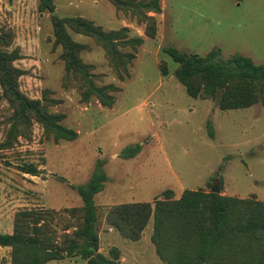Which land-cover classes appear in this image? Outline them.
I'll use <instances>...</instances> for the list:
<instances>
[{
    "label": "rangeland",
    "instance_id": "1",
    "mask_svg": "<svg viewBox=\"0 0 264 264\" xmlns=\"http://www.w3.org/2000/svg\"><path fill=\"white\" fill-rule=\"evenodd\" d=\"M54 3L59 17L81 16L105 31L127 27L130 37L141 36L144 43L137 49L130 78L120 82L104 51L90 38L70 32L76 42L88 46L81 58L103 77L96 84L121 89L111 109L95 99L82 103L76 84L63 87L61 49L53 45L50 18L39 13L38 0H0V25L14 30L12 48L22 56L15 64L25 72L19 80L21 91L31 99L48 92L59 101L50 111L64 114L63 125L78 134L74 141L55 143L34 124L29 139L0 151V233L11 232L13 215L20 209L82 207L77 189L96 174L105 177L102 191L94 196L101 213L99 234L109 229L103 222L109 207L153 202L167 190L175 199L184 190L202 189L237 198L255 195L264 202L262 106L221 111L216 100L189 97L174 77L178 65L164 52L174 48L203 57L219 49L222 59L239 54L264 65V0H160L162 13L153 15L156 39L144 36L143 26L106 0ZM161 63L167 76L161 75ZM6 107L0 101V121L8 114ZM3 137L0 126V142ZM23 165H33L40 174L22 173L18 167ZM58 223L72 225L65 214ZM152 225L150 220L138 242L102 235L100 247L108 252L116 246L121 264H163L150 241ZM8 260L9 249L0 247V264Z\"/></svg>",
    "mask_w": 264,
    "mask_h": 264
},
{
    "label": "trees",
    "instance_id": "2",
    "mask_svg": "<svg viewBox=\"0 0 264 264\" xmlns=\"http://www.w3.org/2000/svg\"><path fill=\"white\" fill-rule=\"evenodd\" d=\"M106 1L143 26L144 36L156 39L158 26L153 15L162 13L160 0ZM55 10L54 0H38L39 13L49 15L53 45L61 49L63 87L73 82L82 103L95 99L103 108L111 109L121 89L113 84H96L103 77L94 74L93 65L81 58L89 48L76 42L70 32L93 40L104 51L108 67L120 82L130 78L129 70L143 38L130 37L127 27L105 31L87 18L59 17ZM14 40V30L0 25V101L8 112L0 121L4 133L0 151L14 148L19 139H29L34 124L41 127L44 138H52L55 143L76 140L78 134L63 125L65 115L50 111L59 101L49 97L48 92L41 99H31L21 91L19 80L25 72L15 65L22 56L12 48ZM164 52L178 65L174 77L189 97L216 100L221 111L260 104L264 112V65H256L239 54L222 59L219 49L203 57L174 48H165ZM159 69L162 76L168 75L164 63ZM209 135L213 137V132ZM18 168L31 176L40 174L33 165ZM104 181L103 175L96 174L85 188L77 189L83 202L80 208L16 211L11 232L0 233V247L9 249V260L1 264H49L72 259L85 264H121V252L116 246L110 247L107 254L99 252L102 222L94 196L102 191ZM61 214L72 225L60 227ZM150 220V241L163 264H264V202L255 195L237 198L198 189L184 190L175 199L173 191L167 190L153 202L115 204L103 217L107 228L129 242L140 241Z\"/></svg>",
    "mask_w": 264,
    "mask_h": 264
},
{
    "label": "crops",
    "instance_id": "3",
    "mask_svg": "<svg viewBox=\"0 0 264 264\" xmlns=\"http://www.w3.org/2000/svg\"><path fill=\"white\" fill-rule=\"evenodd\" d=\"M104 233H100L99 234V242H100V246H101V241H102V235L104 236V237H106V238H108V239H114V240H116V238L118 237V238H121L120 236H119V234L116 232V231H114V230H112V229H104V230H102ZM10 233V232H9ZM151 233H152V230H151ZM150 233V234H151ZM103 237V238H104ZM114 246V245H113ZM99 252L100 253H103V254H107V252L104 250V249H102L101 247H100V249H99ZM72 260H74V261H77V260H79V259H72ZM57 262H59V261H57ZM57 262H52V263H49V264H57ZM82 263L81 264H85L83 261H81Z\"/></svg>",
    "mask_w": 264,
    "mask_h": 264
},
{
    "label": "water",
    "instance_id": "4",
    "mask_svg": "<svg viewBox=\"0 0 264 264\" xmlns=\"http://www.w3.org/2000/svg\"><path fill=\"white\" fill-rule=\"evenodd\" d=\"M214 191H218V190H214Z\"/></svg>",
    "mask_w": 264,
    "mask_h": 264
}]
</instances>
